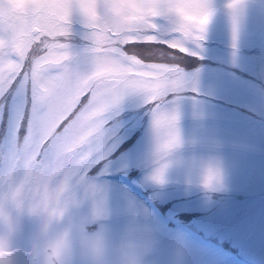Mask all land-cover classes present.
Masks as SVG:
<instances>
[{
  "label": "clouds",
  "instance_id": "9594fccd",
  "mask_svg": "<svg viewBox=\"0 0 264 264\" xmlns=\"http://www.w3.org/2000/svg\"><path fill=\"white\" fill-rule=\"evenodd\" d=\"M245 0H228L238 10ZM210 0H0V54L23 64L47 38L81 35L87 42L88 78L102 87L116 64L130 65L117 48L155 32L181 53L199 46L211 22ZM155 37L149 36L148 39ZM53 48L49 47V51ZM55 67V66H49ZM99 79H95V78ZM140 83L122 99L142 105L143 163L149 184L167 185L183 170L184 182L211 193L224 183L221 145L185 137L180 111L162 109L157 78L130 73ZM155 107V112L149 109ZM101 176L69 178L61 172L17 165L0 171V264H185L177 237L164 255L155 213L130 201L117 217Z\"/></svg>",
  "mask_w": 264,
  "mask_h": 264
},
{
  "label": "rangeland",
  "instance_id": "374dc122",
  "mask_svg": "<svg viewBox=\"0 0 264 264\" xmlns=\"http://www.w3.org/2000/svg\"><path fill=\"white\" fill-rule=\"evenodd\" d=\"M227 4L210 0L203 50L192 46L200 54L193 56L204 61L183 66L198 96L188 91L179 104L190 143L221 145L223 186L206 194L187 185L179 168L169 173L167 185L149 184L143 163L146 118L124 143L135 142L116 153L129 167L100 177L117 217L130 201L155 213L164 255L177 237L185 241V264H264V0H245L238 10ZM158 202L170 205L167 213Z\"/></svg>",
  "mask_w": 264,
  "mask_h": 264
},
{
  "label": "snow or ice",
  "instance_id": "6c2138e0",
  "mask_svg": "<svg viewBox=\"0 0 264 264\" xmlns=\"http://www.w3.org/2000/svg\"><path fill=\"white\" fill-rule=\"evenodd\" d=\"M206 38L205 33L201 50ZM170 39L145 32L118 47L131 63L112 66L107 74L115 81L112 87L88 78L87 42L79 34L51 42L45 38L22 65L0 54V171L22 164L88 179L127 169L123 154L116 153L143 121L142 105L122 99L140 83L129 74L157 78L162 89L158 103L162 109L175 106L177 113L184 94L198 91L189 88L188 73L177 54H200L181 53L165 42ZM94 169L95 176L90 175Z\"/></svg>",
  "mask_w": 264,
  "mask_h": 264
}]
</instances>
